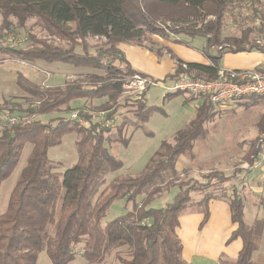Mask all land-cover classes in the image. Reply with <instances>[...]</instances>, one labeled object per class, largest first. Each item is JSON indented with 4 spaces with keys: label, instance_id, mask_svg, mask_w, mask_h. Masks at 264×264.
Wrapping results in <instances>:
<instances>
[{
    "label": "trees",
    "instance_id": "1",
    "mask_svg": "<svg viewBox=\"0 0 264 264\" xmlns=\"http://www.w3.org/2000/svg\"><path fill=\"white\" fill-rule=\"evenodd\" d=\"M261 1L0 0V36L11 27V18L21 28L28 19H36L43 30L70 42L86 37L105 40V47L93 55L76 54L74 48L53 46L32 37L30 40L34 42L26 49L7 48L0 41V54L9 60L60 62L75 68L102 71V77L95 74L89 77L88 86L77 82L62 87L40 86L21 74L16 75L17 88L30 96L31 106L24 110L27 115L65 114L71 112V103L77 100L106 97L108 102H115L127 78L139 74L125 63L117 49L123 41L140 44L146 34L159 35L164 39L177 34L204 38L202 52L209 64L177 61L175 71L166 78L170 81L181 76L206 80L215 78L225 53H264L263 48L250 38V29H244L239 37L220 38L226 13L246 4L258 6ZM167 22L174 28L167 29ZM68 23L75 26L72 33L62 28ZM213 47H220L219 53L209 54ZM117 57L123 68L114 64ZM179 94L167 93L165 98L171 99ZM195 99L202 98L190 96L185 101ZM249 99H255L264 107V97ZM202 100L194 119L176 133L172 143L162 142L139 174L112 178L94 202L90 199L92 183L97 178L103 183L106 174L118 173L123 167V163L113 157L104 145L103 134L108 132L107 129L91 123L85 127L65 116H55L48 123L31 120L2 129L0 185L16 168L25 145L29 144L31 150L10 193L7 210L0 214V264H37L41 252L51 264H68L79 256L87 264H100L112 253L119 264H185L181 259L182 245L176 235L178 219L188 208L196 207L203 214L201 228L209 217L208 202L217 198L206 190L214 182H226L228 178L211 173L204 178V185L198 181L190 185L177 183L178 190L171 202L162 208L150 205L164 190L179 181L180 173L175 170L177 159L192 153L195 140L204 135V124L210 119L213 107L206 99ZM135 102L136 115L145 123L149 113L156 108L146 106L144 94ZM78 113L79 117L89 119L81 109ZM257 128L263 135L264 113L259 117ZM68 134L77 136V161L58 174L52 171L48 150L59 146ZM259 137L250 141L247 160L257 153L255 147ZM118 142L124 146L128 143L124 139ZM191 192H199L201 198L193 202ZM116 200L130 203V210L102 225L107 210ZM229 207L231 222L236 229L226 244L236 239L242 242L235 261L229 264H254L251 259L253 229L243 221V205L234 190ZM123 247L127 249L128 258H123L122 253L116 251Z\"/></svg>",
    "mask_w": 264,
    "mask_h": 264
},
{
    "label": "rangeland",
    "instance_id": "2",
    "mask_svg": "<svg viewBox=\"0 0 264 264\" xmlns=\"http://www.w3.org/2000/svg\"><path fill=\"white\" fill-rule=\"evenodd\" d=\"M10 21L12 23L11 27L1 32L0 36V41L3 43L2 45L7 48L9 47L6 45V39L9 36L25 39V42L17 49L28 48L32 42H34H31L30 37L40 42L52 44L53 46L74 48L73 50L76 54L86 53L93 55L96 54L98 49H103L105 47V40L103 38L86 37L83 40L77 39L75 42H70L65 38L53 36L43 30L39 25V21L36 19H28L23 28L17 27L15 20L10 18ZM166 26L167 29L174 28L169 22L166 23ZM62 28L71 33L75 30L73 23L63 24ZM246 28L251 30L250 38L253 41L264 38V0L261 1V4L258 6L250 7L246 4L234 9L232 13H226L223 17L220 38L239 37L241 32ZM179 35L181 34L171 37ZM151 36V34H146L144 38L140 40V44L155 51L156 48L151 42ZM156 36L160 37L159 35ZM132 43L136 44L134 41ZM211 51H213L214 54L219 53L217 47L211 48ZM225 57L226 56L222 57L220 66L225 65ZM113 62L117 67H124V65L118 61V57L114 59ZM17 74H21L36 85L60 87L72 82L88 86L89 77L92 74L99 75L100 77L104 75L102 71L89 68H75L60 62H21L18 60H9L6 56L0 54V133L2 129L8 127L5 121L6 118L13 117L21 123L31 120H39L42 123H48L50 119L55 116L68 117L70 113L66 112L65 114L60 113L48 116L27 115L24 110L31 106L30 96L17 88L15 84V77ZM166 93L167 91L161 87H154L147 90L145 99L146 106H153L156 110L149 113L148 120L145 123H142L136 115L138 110L135 101L137 99L133 98L132 95L123 94V92L115 102H108L107 98L104 97L101 99L77 100V102L71 103V111H78L81 109L82 114L88 112L93 114V117L86 114L89 119L86 120L85 127L88 126V123H91L98 125L99 128L108 130V132L103 134L106 140L104 141V145L113 157L123 163V167L118 173L106 174L103 178V183H101L98 178L92 183L90 194L91 201L94 202L100 191L117 175L134 176L139 174L162 142H173L174 139L167 141L168 136H170L174 128L175 131L178 130L180 128L179 126L183 123L188 112V109L184 107L183 98L185 96H190L181 93L171 99H166ZM259 110L260 107L257 105H251L248 109H246L244 105L235 106L233 109H213L210 119L204 124V135L195 140L192 153L185 156L190 157L192 161V173H185L179 176V181L174 182L173 186L168 187L161 195L156 197L157 199L161 198V201H157L150 206L152 208H160L169 203L172 192L178 190L176 187L177 183L190 185L194 181H198L199 184L204 185V178L211 173L220 174L224 177L227 174L235 175L239 170L238 165L240 161H237V159L234 160V157L241 154L239 153L240 147L237 146L241 132L238 131L239 127L237 125L248 122L249 117ZM101 112H105L104 119H101L99 116ZM107 115H109L108 118H106ZM129 135L130 140L126 146L118 142L119 139L127 141ZM209 137L214 138L217 143L223 142V144L211 143ZM76 139V134L65 135L59 146L52 147L48 150V159L53 168V172L62 174L76 163ZM30 150L31 146L29 144L25 145L16 168L9 178L0 185V214L7 210L10 193L18 178L20 170L25 165L26 157ZM240 158L242 159L241 155ZM224 168H227L228 172L221 171V169L224 170ZM224 184L225 182L216 181L206 192H211L217 197L224 196V191L226 190ZM167 193L168 196L170 195V198L166 196ZM190 197L193 202H196L201 198V194L199 192H191ZM130 208V203L125 204L124 201L121 200L114 201L107 210L101 224L104 225L106 222L121 216L127 210H130ZM116 251L121 252L123 258H128L126 255L127 249L125 247L119 248ZM76 252L78 253V250ZM37 264H51V262L45 253L41 252L38 254ZM68 264L87 263L79 256ZM100 264L119 263L113 257L112 253Z\"/></svg>",
    "mask_w": 264,
    "mask_h": 264
},
{
    "label": "crops",
    "instance_id": "3",
    "mask_svg": "<svg viewBox=\"0 0 264 264\" xmlns=\"http://www.w3.org/2000/svg\"><path fill=\"white\" fill-rule=\"evenodd\" d=\"M171 36L164 39L153 34L150 38L155 45V51L143 44H133L132 41L119 43L117 49L125 63L132 70L153 80L164 81L165 84L170 83V80H166V78L175 71L177 61L184 64H209L202 52L205 46L204 38L185 35ZM208 53L215 55L211 49ZM223 56H226L225 65L220 66L219 62V69L264 70V53L251 51L237 54L225 53ZM144 98L146 99V93ZM186 98L188 97L185 96L183 100L184 107L188 109L187 115L179 126L180 128L176 131L175 128L172 130L167 141L173 140L176 133L184 129L194 119L197 109L202 105V99L185 101ZM243 105L246 109L251 105H257L260 110L254 112L249 117L248 122L237 125L239 127L238 131L241 132L237 146L240 147L239 153H241L242 159L240 155L235 156L234 160L240 161L239 170L235 175L227 174L225 176L229 177L224 184V188H226L225 195L211 199L208 202L209 217L201 228L200 223L203 214L196 207L188 208L178 219L176 235L182 245L181 259L185 264H229L235 261L242 247L241 240L236 239L226 244L231 233L236 229V225L231 222L229 207V199L233 190L236 191L242 202L244 223L253 229L254 251L251 259L254 264H264V162L254 161L257 153L250 155L248 161L245 158L250 148V141L256 137H261L257 125L259 117L264 113V107L255 99H241L229 108L233 109L235 106ZM212 107L217 109L214 106ZM209 139L211 143L223 144V142L217 143L214 138L209 137ZM129 140L130 135L127 138L128 142ZM192 168L190 157L181 156L175 163V170L180 173V176L185 173H192ZM221 171L228 172L227 168L221 169ZM176 192L175 190L171 196L169 195L171 197L169 202H171ZM166 196H168V193ZM160 199L156 198L151 205L161 201Z\"/></svg>",
    "mask_w": 264,
    "mask_h": 264
},
{
    "label": "built area",
    "instance_id": "4",
    "mask_svg": "<svg viewBox=\"0 0 264 264\" xmlns=\"http://www.w3.org/2000/svg\"><path fill=\"white\" fill-rule=\"evenodd\" d=\"M24 42L25 39L14 36H9L6 39V45L13 49H17ZM255 44L262 47L264 51V38L256 39ZM220 49L218 47V50ZM182 67L186 68L185 65ZM154 87H161L169 93L180 92L188 96L200 97L206 99L215 108L224 110L232 107L241 99L264 97V70L219 69L213 79H194L188 76H181L174 81H170L169 84L134 74L127 78L121 90L123 94L132 95L133 98L140 99L148 89ZM86 114L93 117L90 112ZM99 116L104 119L105 112L99 113ZM66 118L85 126L86 120L79 117L78 111H71ZM5 121L8 127L20 123L13 117L6 118ZM257 149V157L254 161L264 162V134L259 137Z\"/></svg>",
    "mask_w": 264,
    "mask_h": 264
}]
</instances>
